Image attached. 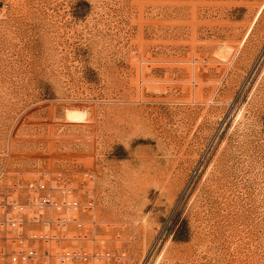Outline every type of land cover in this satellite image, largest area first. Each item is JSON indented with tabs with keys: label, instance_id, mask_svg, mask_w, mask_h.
<instances>
[{
	"label": "rangeland",
	"instance_id": "374dc122",
	"mask_svg": "<svg viewBox=\"0 0 264 264\" xmlns=\"http://www.w3.org/2000/svg\"><path fill=\"white\" fill-rule=\"evenodd\" d=\"M40 185L84 223L40 264H264V0H0V194Z\"/></svg>",
	"mask_w": 264,
	"mask_h": 264
},
{
	"label": "built area",
	"instance_id": "2783aa9c",
	"mask_svg": "<svg viewBox=\"0 0 264 264\" xmlns=\"http://www.w3.org/2000/svg\"><path fill=\"white\" fill-rule=\"evenodd\" d=\"M51 190L40 185L25 202L0 194V264H40L53 257L49 244L61 239L44 232L41 235H28L36 228L27 230V227L41 225L45 231H64L71 225L79 229L84 226L77 217L80 202L72 196V191H67L68 198L56 202L48 194ZM37 245L48 246L36 249ZM114 258L112 252L96 251L92 254L66 253L59 260L63 264H70L72 260L104 264Z\"/></svg>",
	"mask_w": 264,
	"mask_h": 264
},
{
	"label": "bare ground",
	"instance_id": "6f19581e",
	"mask_svg": "<svg viewBox=\"0 0 264 264\" xmlns=\"http://www.w3.org/2000/svg\"><path fill=\"white\" fill-rule=\"evenodd\" d=\"M68 118H69L70 121H75V120L78 121V119H83V114L77 113V111L76 112H71V113L68 114ZM68 255H70V254H68Z\"/></svg>",
	"mask_w": 264,
	"mask_h": 264
},
{
	"label": "clouds",
	"instance_id": "9594fccd",
	"mask_svg": "<svg viewBox=\"0 0 264 264\" xmlns=\"http://www.w3.org/2000/svg\"><path fill=\"white\" fill-rule=\"evenodd\" d=\"M241 122H243V121H241Z\"/></svg>",
	"mask_w": 264,
	"mask_h": 264
}]
</instances>
